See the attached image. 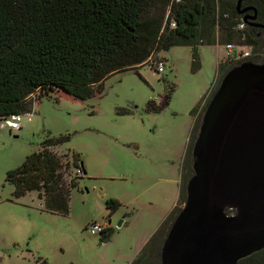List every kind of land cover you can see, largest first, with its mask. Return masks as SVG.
Listing matches in <instances>:
<instances>
[{"label": "rangeland", "instance_id": "rangeland-1", "mask_svg": "<svg viewBox=\"0 0 264 264\" xmlns=\"http://www.w3.org/2000/svg\"><path fill=\"white\" fill-rule=\"evenodd\" d=\"M249 1L260 3L264 17V0ZM224 3L235 6L237 0ZM169 13L170 6L157 0L147 17L166 21ZM215 34L219 44L198 46V64L193 44L158 45L146 66L111 76L91 99L36 95L33 113L23 117L19 131L7 129L9 119L0 121V264H131L174 206L184 207L179 184L196 121L191 112L217 90L223 72L218 57H233L221 44L230 33L217 26ZM231 43L249 57L259 56L237 39ZM155 62H163V72ZM172 88L168 105L147 111L150 101L164 105ZM123 110L133 114L120 115ZM59 137L69 140L57 152L69 153L71 162L78 155L86 172L71 191L67 216L48 212L37 191L16 198L7 180L46 139ZM109 200L120 203L111 216ZM105 222L112 235L102 242L88 227Z\"/></svg>", "mask_w": 264, "mask_h": 264}, {"label": "trees", "instance_id": "trees-1", "mask_svg": "<svg viewBox=\"0 0 264 264\" xmlns=\"http://www.w3.org/2000/svg\"><path fill=\"white\" fill-rule=\"evenodd\" d=\"M162 1L170 6L166 21L147 17L157 0H0V121L31 114V97L36 95L42 99L53 92H63L78 100L91 99L103 90L104 82L111 76L146 66L158 45L193 44L194 63L198 64L199 45L220 43L215 36L217 26L230 33L221 44L226 46L237 39L239 46L247 45L259 54L239 59V54L245 53L241 48L231 60L223 58L218 65V71L223 72L217 88L230 69L244 62L264 61V34L253 38L258 30L243 22L244 15L238 13L236 5H227L224 0H176L172 4L170 0ZM242 4L256 7L258 22L264 25L260 3L242 0ZM242 23L245 27L240 30ZM173 91L172 88L164 105L150 101L147 111L160 112L168 105ZM212 94L192 110L196 121ZM119 114L133 112L123 110ZM196 121L182 171L183 203L186 183L193 175L192 149L200 127ZM67 140L46 139L39 151L8 173L7 180L14 185L16 198L37 191L48 212L69 215L71 191L83 177H78L73 168L86 172L78 155L72 154L71 162L69 153L57 152ZM119 206L116 200L106 202L110 216ZM181 210H172L131 264H161L162 244ZM111 235L107 228L100 234L101 241H108ZM238 264H264V250Z\"/></svg>", "mask_w": 264, "mask_h": 264}, {"label": "water", "instance_id": "water-1", "mask_svg": "<svg viewBox=\"0 0 264 264\" xmlns=\"http://www.w3.org/2000/svg\"><path fill=\"white\" fill-rule=\"evenodd\" d=\"M241 7L237 0L240 15L252 12L246 25L264 29L256 7ZM192 168L161 264H238L264 250V61L223 76L203 113Z\"/></svg>", "mask_w": 264, "mask_h": 264}, {"label": "built area", "instance_id": "built-area-1", "mask_svg": "<svg viewBox=\"0 0 264 264\" xmlns=\"http://www.w3.org/2000/svg\"><path fill=\"white\" fill-rule=\"evenodd\" d=\"M175 25L172 23L171 27L173 28ZM245 25L244 23H242L239 26V29L242 30L244 29ZM226 47V51L229 53V55H233L234 52L237 50L236 46L233 44H228L225 46ZM240 57L239 59H243V58H247L249 57V53L245 52V53H241L239 54ZM154 67L157 69L158 72H163L164 70V64L163 62H155L153 63ZM31 98H35V96H32ZM35 103V102H34ZM33 103V105H34ZM33 112V111H32ZM32 114V113H31ZM31 114H27V115H31ZM25 115H14L12 116L8 121H6L5 126L7 127V129H9V131H19L21 129V122L22 119ZM76 174L78 177L83 176L84 172L82 171V169H77L76 170ZM107 223H103V224H98V223H94L91 224L88 227V230L90 231L91 234L96 235V234H101L103 233L106 229H107Z\"/></svg>", "mask_w": 264, "mask_h": 264}, {"label": "flooded vegetation", "instance_id": "flooded-vegetation-1", "mask_svg": "<svg viewBox=\"0 0 264 264\" xmlns=\"http://www.w3.org/2000/svg\"><path fill=\"white\" fill-rule=\"evenodd\" d=\"M247 7H250V5L242 4L241 9H244V8H247ZM249 14H252V12H246L245 14H242V15H249ZM256 22L259 23L258 19L256 20ZM256 29L258 30V35L264 34V29L258 28V27H256Z\"/></svg>", "mask_w": 264, "mask_h": 264}, {"label": "crops", "instance_id": "crops-1", "mask_svg": "<svg viewBox=\"0 0 264 264\" xmlns=\"http://www.w3.org/2000/svg\"><path fill=\"white\" fill-rule=\"evenodd\" d=\"M218 65H219V63H220V57H218ZM218 67V66H217ZM218 69V68H217ZM33 108H34V105H33ZM33 113V112H32ZM22 128V127H21ZM181 184H182V179H181V182H180V184H179V198H180V188H181ZM178 201H179V199H178ZM176 207V205L174 206V208ZM173 208V209H174Z\"/></svg>", "mask_w": 264, "mask_h": 264}]
</instances>
